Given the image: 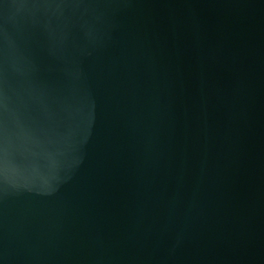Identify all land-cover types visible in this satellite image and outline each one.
Returning a JSON list of instances; mask_svg holds the SVG:
<instances>
[{
	"label": "water",
	"instance_id": "water-1",
	"mask_svg": "<svg viewBox=\"0 0 264 264\" xmlns=\"http://www.w3.org/2000/svg\"><path fill=\"white\" fill-rule=\"evenodd\" d=\"M0 264H264V0H0Z\"/></svg>",
	"mask_w": 264,
	"mask_h": 264
}]
</instances>
